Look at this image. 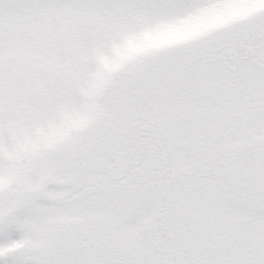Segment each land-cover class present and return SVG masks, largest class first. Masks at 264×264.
I'll return each instance as SVG.
<instances>
[{"label": "snow or ice", "instance_id": "1", "mask_svg": "<svg viewBox=\"0 0 264 264\" xmlns=\"http://www.w3.org/2000/svg\"><path fill=\"white\" fill-rule=\"evenodd\" d=\"M0 264H264V0H0Z\"/></svg>", "mask_w": 264, "mask_h": 264}]
</instances>
